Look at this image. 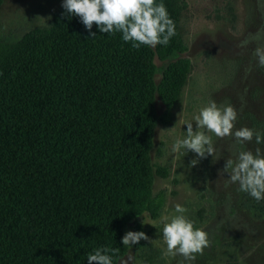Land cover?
Returning a JSON list of instances; mask_svg holds the SVG:
<instances>
[{"label": "trees", "instance_id": "trees-1", "mask_svg": "<svg viewBox=\"0 0 264 264\" xmlns=\"http://www.w3.org/2000/svg\"><path fill=\"white\" fill-rule=\"evenodd\" d=\"M155 2L175 23L167 46L136 49L95 23L90 32L63 7L0 41V264H88L104 247L120 249L116 264L126 225L162 208L150 150L191 62L180 55L178 1ZM154 56L165 62L158 81ZM252 126L264 137V119ZM238 203L264 214V199L240 192Z\"/></svg>", "mask_w": 264, "mask_h": 264}, {"label": "rangeland", "instance_id": "rangeland-1", "mask_svg": "<svg viewBox=\"0 0 264 264\" xmlns=\"http://www.w3.org/2000/svg\"><path fill=\"white\" fill-rule=\"evenodd\" d=\"M177 1V31L185 45L180 55L190 59L191 68L170 115L157 121L150 150L155 171L151 193L163 191L165 200L155 216L144 211L126 225L124 235L135 232L134 225L139 223L149 240L141 239L139 245L127 248L116 264L129 252L138 264H264V214L241 207L239 183H229L227 172L220 175L227 159L235 161L241 151L255 154L259 148L263 152L262 146L254 137L240 144L234 136L219 138L204 129L211 136L214 156L199 158L191 150H172L177 139L185 138L186 123L191 122L196 131L194 118L210 101L220 108L232 105L236 109L233 131L242 127L256 130L251 128L253 119H264V67L253 55L257 46H264V0ZM62 4L63 0H2L0 41H16L29 28L48 24ZM257 33L259 41L240 46ZM154 62L158 81L165 62L157 56ZM155 106L161 114L164 105L157 95ZM194 159L198 163L192 166ZM177 204L187 209V218L195 228L205 230L210 240L203 255L196 254L191 262L181 255H162L166 244L161 216L176 215Z\"/></svg>", "mask_w": 264, "mask_h": 264}, {"label": "clouds", "instance_id": "clouds-1", "mask_svg": "<svg viewBox=\"0 0 264 264\" xmlns=\"http://www.w3.org/2000/svg\"><path fill=\"white\" fill-rule=\"evenodd\" d=\"M62 7L69 14L78 16L90 32L94 23L101 33L122 32V39L125 42H132V47L136 49L141 45L167 46L170 39L176 35L175 23L169 17L165 5L156 4L155 0H63ZM260 39L261 35L257 33L243 41L240 46H247L250 42ZM253 55L258 58L259 66L264 67V46H257ZM237 116L238 113L232 105L220 108L215 101H210L194 118L196 131H193L191 122L186 123V136L175 141L173 152H179L183 148L196 153L199 158L214 156L211 136L207 135L204 129L219 138L234 136L236 142L240 144L252 141L254 136L257 144L264 142V137L259 132H254L248 127L233 131ZM197 163V159L191 161L192 166ZM224 172L230 174V179L227 180L229 183H239V191L248 193L257 202L264 199V156L261 155L259 148L256 149L255 155L252 151H241L235 161L227 159L220 175L223 176ZM186 212L185 207L177 204L176 215L161 216V221L164 222L163 240L166 244V250H162V255L165 257L181 255L191 262L196 259V254L203 255L204 249L210 246V240L205 230L194 227V222L187 218ZM142 215L145 217L146 214ZM141 239L147 241L149 237L142 231H128L123 236L122 243L130 249ZM119 253V248H97L94 254L88 255L87 261L88 264H114L113 257ZM119 264L138 262L129 252L126 258L120 259Z\"/></svg>", "mask_w": 264, "mask_h": 264}]
</instances>
